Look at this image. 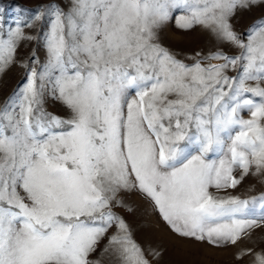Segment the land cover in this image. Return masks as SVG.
<instances>
[{
	"label": "snow or ice",
	"instance_id": "obj_1",
	"mask_svg": "<svg viewBox=\"0 0 264 264\" xmlns=\"http://www.w3.org/2000/svg\"><path fill=\"white\" fill-rule=\"evenodd\" d=\"M259 3L69 0L0 15V77L24 72L0 101V264H159L121 215L130 192L179 238L264 264V191H229L264 185V19L243 33L232 22ZM173 18L213 47L164 46ZM32 41L43 61L19 57Z\"/></svg>",
	"mask_w": 264,
	"mask_h": 264
},
{
	"label": "rangeland",
	"instance_id": "obj_2",
	"mask_svg": "<svg viewBox=\"0 0 264 264\" xmlns=\"http://www.w3.org/2000/svg\"><path fill=\"white\" fill-rule=\"evenodd\" d=\"M68 2L69 0H0V15L4 17L5 23H11L18 15L34 12L39 7L50 3L59 4L66 9ZM17 9L21 11L17 12ZM175 15H179V12L175 13L174 17ZM262 19H264V3H259L247 8H239L232 22L236 30L243 33L250 25ZM160 39L164 46L182 54H192L196 50H207L213 47V41L207 33L199 29L185 32L177 28L175 18L162 29ZM33 50L41 61L45 59L42 41H32L22 45L18 49L19 57L24 59ZM23 80L24 72L19 66L10 68L0 77V101L11 95ZM44 106L48 112L57 116L67 117L68 115L67 110L50 96H46ZM245 118H248L246 114ZM253 185L255 190L249 192L248 189ZM210 191L223 195V193H215L214 189ZM229 191L242 196L259 195L261 191H264V185H261L254 177H246L237 189ZM126 198L134 211L122 212L121 215L128 220L137 243L145 248L159 246V251L162 253L159 264H239L232 256L233 249H217L206 243L181 239L173 234L139 194L130 192ZM262 237H264V231L257 230L255 238L261 241Z\"/></svg>",
	"mask_w": 264,
	"mask_h": 264
}]
</instances>
